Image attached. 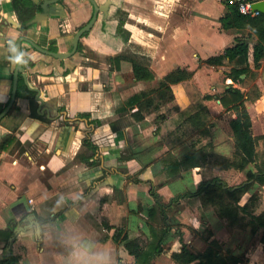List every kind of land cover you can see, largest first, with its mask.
<instances>
[{"label":"crops","instance_id":"1","mask_svg":"<svg viewBox=\"0 0 264 264\" xmlns=\"http://www.w3.org/2000/svg\"><path fill=\"white\" fill-rule=\"evenodd\" d=\"M95 1L102 8L80 39L82 60L67 58L70 72L62 73L60 60L22 42L28 75L22 78L23 88L35 94L30 99L18 98L0 124V146L12 140L0 147V259L14 255L19 264L134 263L123 240L127 234L144 244L161 243L163 250L153 264L162 254L169 259L166 264H178L171 253L183 244L194 249L198 239L205 245L195 251H203L217 239L221 252L245 254L246 264H264L263 243L258 239L252 244L256 236L250 228H235L222 240L225 221L213 207L204 206L199 195H185L198 189L211 156L187 171L170 166L178 155L193 149L191 141H172V135H181L185 122L195 128L177 117L178 112L186 119L202 105L208 108L214 126L207 136L195 128L198 137L193 142L202 146L212 141L208 149L213 153L229 158L236 155L234 138L221 125L222 118L236 116L219 98L228 87L225 74L204 59L222 54L238 38L249 37L251 30L222 28L224 0ZM42 3L0 0L2 107L11 97L18 38L31 36L45 47L53 41L58 51L67 52L76 31L94 11L90 0H61L58 10L48 14ZM23 25L26 28L21 29ZM133 42L137 51L130 48ZM136 53L148 57L153 80L136 79L129 55ZM226 64H231L228 59ZM179 67L192 70L193 75L171 84V99L150 106L133 100ZM255 71L256 77L246 75L241 86L251 96L246 106L253 134L261 137L257 150L264 151V56ZM196 92L203 96L195 97ZM37 97L45 105L44 116L35 112ZM173 106L174 113L169 114ZM136 114L144 118L138 119ZM207 137L210 140L203 142ZM212 163L222 173L237 171L220 168L214 159ZM251 168L254 163L238 172L247 175ZM263 187L255 183L247 197L254 190L264 191ZM196 213L202 221L195 228L200 232L211 228L203 237L208 244L201 233L195 237L190 223L183 220ZM172 214L174 219L165 220ZM177 220L182 225L174 229Z\"/></svg>","mask_w":264,"mask_h":264},{"label":"trees","instance_id":"2","mask_svg":"<svg viewBox=\"0 0 264 264\" xmlns=\"http://www.w3.org/2000/svg\"><path fill=\"white\" fill-rule=\"evenodd\" d=\"M224 2L226 12L220 18L222 28H249L251 30L249 37L238 38L237 43L226 47L222 54L212 55L204 59L205 64L215 66L225 74V82L228 87L219 98L227 109L236 113V116L230 120L236 155L232 158L224 155L215 156L208 149L209 145L212 146V141L202 146H197L193 142V149L184 154L183 157L175 159L170 166L175 169L183 168L187 171L201 166L207 160V156H212V154L214 155L215 163L220 168L244 169L250 163H254L255 168H251L247 172V179L242 183L228 185L225 180L215 176L203 180L195 192L188 191L185 195H199L203 205L213 207L218 216L225 219L228 225L244 229L250 228L253 234L261 233L260 241L263 243L264 250V209L259 213L256 212L260 203L261 192L254 190L248 199L242 202L243 195L255 183L264 184V151L257 150L259 137L253 134L252 120L246 106V100L251 96L241 86L246 75L256 77L255 69L259 66V61L264 56V13L251 15L242 12L236 2H230V0H224ZM49 47L53 50L57 49L53 41ZM79 51L73 55L75 62H80L83 58L79 55ZM227 59L231 63L230 65L226 64ZM67 61L68 59L61 60L63 65V68H61L62 73H68L72 70ZM131 61L137 80L154 79V72L149 65L133 58ZM192 75L193 71L188 68H176L160 80L156 87L137 93L133 96V100L141 102V106L142 103H145V106H150L155 102L159 103L160 101L169 100L173 97L171 84L189 79ZM27 92L30 93L29 97L33 96L32 90L27 89ZM22 95L23 91L21 89L18 92V96ZM140 108L137 113H140ZM136 116L138 119L144 118V115L138 116L136 114ZM186 120L198 129L202 135L207 136L210 134L213 124L210 121V113L206 106L202 105L198 111L189 114ZM15 126L17 125L15 124ZM9 139L1 143L0 147L6 146V142H12L11 138ZM150 212L154 215L153 209ZM12 233L13 229H11L10 234ZM123 240H125V246L129 253L134 255L135 261L134 263H125L119 260L118 264H153L154 258L163 250L159 241H151L148 244H144L140 238L129 239L127 234L123 236ZM171 257L178 264H241L243 263L244 255L221 252L219 241L213 239L203 251H195L189 245L183 244L179 251L171 253ZM0 264H19V259L17 256L10 255L0 259Z\"/></svg>","mask_w":264,"mask_h":264},{"label":"rangeland","instance_id":"3","mask_svg":"<svg viewBox=\"0 0 264 264\" xmlns=\"http://www.w3.org/2000/svg\"><path fill=\"white\" fill-rule=\"evenodd\" d=\"M122 16V15H121ZM130 48H132V49H135L136 51L138 50V47H137V43H135V42H133L132 43V45H130ZM129 55H131L132 56V58L133 59H136L137 61H139V62H142V63H146V64H148V57L147 56H144V55H139V54H129ZM257 75V74H256ZM158 83V82H157ZM156 83V84H157ZM155 84V85H156ZM209 91H211V89H209ZM220 91H217L216 92V94H218ZM194 96L195 97H198V98H201V96H203V94L201 93V92H196V93H194ZM211 98H213V97H211ZM213 99H216V98H213ZM175 108V106H173V108H170L169 110H168V112H169V114L170 113H174V111H173V109ZM194 108V104H193V106L190 108V110L192 111V109ZM179 113H182V112H178V116L177 117H181V119L183 118L184 119V121H186V119H185V114H179ZM227 115H229V114H227ZM157 119H158V117H156ZM222 120H223V123L221 122V121H219V120H217V123H220L221 122V125H222V127H223V131H224V133H226L227 135H229V136H231L232 137V130H231V127H230V118H222ZM211 121H213V118H211ZM184 127H180L181 128V135H179L178 137H176V135L174 134V135H172L173 136V139H172V141L173 142H177V141H180L181 139H183L184 141H187V143H189L190 141H191V144L193 143V141H195L196 140V138L198 137L197 135V130L195 129V128H193L189 123H184ZM175 126H176V123H175ZM213 126H214V124H213ZM213 126H212V128H213ZM176 128H178V127H176ZM176 128H174V131L175 132H179V129H176ZM169 129H171V128H169ZM210 138L211 137H207V138H205V140L203 141V142H205V141H208V140H210ZM259 139H261V137H259ZM216 141L215 140H213V144L215 143ZM192 147H193V145H192ZM214 147H215V145H214ZM215 156L216 155H220V154H215V153H213ZM212 154V156H211V162H210V164H208V165H206L205 166V169H203V173H202V178L201 179H203V180H207V179H210V178H212V177H215V175H219V176H221V177H223V180H225L227 183H228V185H234V184H236V183H238V182H240V181H242V180H246V178H247V175H246V173L245 172H238L239 170L238 169H236L237 171H235V170H233V171H231V172H228V173H226V172H220V170L221 169H219L217 166H215L213 163H212V161H213V159H214V155ZM177 156V155H176ZM184 156V153H181L180 155H178L177 157H176V159H179V158H181V157H183ZM174 158H175V156H174ZM221 174V175H220ZM229 182H231V184L229 183ZM263 189H264V187H263ZM247 195H248V193L246 194H244L243 195V197H242V201H246V199L248 198L247 197ZM261 198H260V203H259V206L257 207V211L259 212V211H261L262 209H263V203H264V191H262L261 192ZM173 217H175L173 214L172 215H168L167 217H166V219L165 220H167V219H170V221H171V219H174ZM220 217V216H219ZM221 218V217H220ZM179 219V218H178ZM223 221H225V224H226V226L227 227H225L224 228V230H223V233L220 235V238L223 240L225 237H228L231 233V231H233L235 228H239V227H232V226H230V225H228V223H226L227 221L225 220V219H223V218H221ZM185 222H186V220L190 223L189 224V227H190V231L193 233V231L195 232V237H197V236H199L200 235V233H201V239L204 237V236H206V235H209V230H211V228H209V226L208 227H206V228H199V229H203V232H200V231H198V229H196L195 227H197V225L199 224V222H201L202 221V218H199V216H198V214L196 213V215L195 214H190V215H188L187 217H184V219H183ZM199 220V221H198ZM156 222H157V220H156ZM162 222V219L160 218L159 219V221L157 222V224H158V226H160V223ZM184 222V223H185ZM182 225V223L180 222V221H176L175 222V224L173 223V227L172 228H174V229H177V228H179V226H181ZM187 225V224H186ZM200 226V225H199ZM239 229H244V228H239ZM247 229V228H246ZM133 234H134V232H130V235H132L133 236ZM260 235H261V233H257V234H255V236H256V238L254 237L253 238V243L252 244H255V242L256 241H258V239H260ZM209 237V236H208ZM196 239V238H195ZM204 239V238H203ZM208 239V238H207ZM220 239V240H221ZM205 240V239H204ZM206 241V240H205ZM205 243H207L208 244V241H206ZM194 245L195 246H193V248L194 249H202L203 247H204V243L203 242H201L199 239L197 240V241H194ZM165 253V252H164ZM244 255V258H243V262H246L247 263V261H246V258H245V254H243ZM160 259L158 260V262L156 263V264H166V263H168L169 262V259H168V257L166 256V255H164V254H162L161 255V257H159ZM259 259V258H258ZM263 260H260V262H262ZM246 263H243V264H246Z\"/></svg>","mask_w":264,"mask_h":264},{"label":"water","instance_id":"4","mask_svg":"<svg viewBox=\"0 0 264 264\" xmlns=\"http://www.w3.org/2000/svg\"><path fill=\"white\" fill-rule=\"evenodd\" d=\"M59 1H61V0H43V3L41 4V6H42V8L46 14L54 13L57 11L56 4ZM90 1L94 6L93 15H92L91 19L84 26H82L81 28H79L76 31V33L73 37V40H72L73 46H72V49L70 51H68V52L53 51L49 48H44L41 45H39L37 42H35V40L31 39L30 37H28L26 35H22L18 38L17 43H16V51H17L18 57L21 58V64H19V65L16 64V66H15L11 99H10L9 103L6 105V107L3 109V111L0 112V123H1V120H3L4 116L10 111V109L12 108V106L14 105V103L17 99L18 83H19L20 73H22L23 76L26 78V75L24 74V67H23L22 42L27 41L35 49H37L43 53L50 54L56 58L64 59V58H68V57L74 55L78 50V46H79L81 37L83 36L84 33L89 31L91 29V27L94 25V23L97 19V16H98V12L102 8L100 5L97 4V2L95 0H90ZM252 6L254 9L261 10L264 13V0H255Z\"/></svg>","mask_w":264,"mask_h":264},{"label":"flooded vegetation","instance_id":"5","mask_svg":"<svg viewBox=\"0 0 264 264\" xmlns=\"http://www.w3.org/2000/svg\"><path fill=\"white\" fill-rule=\"evenodd\" d=\"M58 3H60V1L58 2ZM57 3V4H58ZM57 4H56V7H57ZM57 10H58V8H57ZM55 13V12H54ZM24 28H26V26L25 25H23L22 26V28L21 29H24ZM85 34V33H84ZM83 34V35H84ZM22 36V35H21ZM27 36V35H26ZM29 37V36H28ZM30 38L31 39H33L31 36H30ZM34 40V39H33ZM35 42H37V41H35ZM38 43V42H37ZM54 43V42H53ZM30 44V43H29ZM39 44V43H38ZM50 44H51V42H50ZM50 44H49V46H50ZM31 45V44H30ZM40 45V44H39ZM32 46V45H31ZM42 46V45H41ZM45 47V46H42V47H44V48H49V49H51L50 47ZM54 46H56V45H54ZM72 46H73V44H72ZM57 47V46H56ZM32 48L33 49H35L33 46H32ZM58 49V48H57ZM53 50V49H51V50H53V51H58V50ZM72 49V48H71ZM70 49V50H71ZM22 50H23V48H22ZM35 50H37V49H35ZM69 50V51H70ZM78 50H80V43H79V46H78ZM77 50V51H78ZM37 51H39V50H37ZM41 52V51H40ZM68 52V51H67ZM43 53V52H42ZM44 54H47V53H44ZM76 54V53H75ZM47 55H50V54H47ZM51 57H53V58H55V59H58V60H64V59H67V58H64V59H61V58H56V57H54V56H52V55H50ZM16 57H18V54H17V51H16ZM70 57H73V55L72 56H70ZM70 57H68V58H70ZM17 64V63H16ZM24 65H25V60H24V53H23V67H24ZM16 66V65H15ZM14 70H15V67H14ZM14 70H13V73H12V76H11V80H12V87H13V77H14ZM24 74L26 75V78L23 76V74L22 73H20V77H19V83H18V92H19V90H21L22 89V91H23V95L22 96H18V92H17V99L18 98H20V97H28L29 99L30 98H32L33 96H31V97H29V94L30 93H28L27 92V89L28 88H26L25 86H24V88H23V80H22V78L23 79H27V74H26V71H25V67H24ZM26 90V91H25ZM33 91V90H32ZM11 93H12V89H11ZM35 94V92L33 91V95ZM10 99H11V97H10ZM17 99H16V101H17ZM37 100H35L36 102H37V107H36V109H35V112L38 114V115H43L44 113H46V108H45V105H44V103L39 99V97H37L36 98ZM10 101V100H9ZM16 101H15V103H16ZM9 103V102H8ZM7 103V104H8ZM14 103V104H15ZM6 104V105H7ZM6 105L4 106V107H2L1 105H0V112H2L3 111V109L6 107ZM14 106V105H13ZM12 106V107H13ZM12 109V108H11ZM11 109H10V111H11ZM9 111V112H10ZM9 112L4 116V118H3V120L5 119V117L9 114ZM45 115V114H44ZM43 115V116H44ZM3 120H1V123L0 124H2L3 123Z\"/></svg>","mask_w":264,"mask_h":264},{"label":"built area","instance_id":"6","mask_svg":"<svg viewBox=\"0 0 264 264\" xmlns=\"http://www.w3.org/2000/svg\"><path fill=\"white\" fill-rule=\"evenodd\" d=\"M255 0H230V2H236L239 5V9L251 15H259L262 11L253 8Z\"/></svg>","mask_w":264,"mask_h":264},{"label":"clouds","instance_id":"7","mask_svg":"<svg viewBox=\"0 0 264 264\" xmlns=\"http://www.w3.org/2000/svg\"><path fill=\"white\" fill-rule=\"evenodd\" d=\"M16 63L19 65V64H21V58L20 57H17L16 58Z\"/></svg>","mask_w":264,"mask_h":264}]
</instances>
